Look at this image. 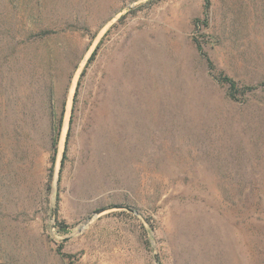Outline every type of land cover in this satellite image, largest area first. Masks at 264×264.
<instances>
[{
  "label": "rangeland",
  "instance_id": "obj_1",
  "mask_svg": "<svg viewBox=\"0 0 264 264\" xmlns=\"http://www.w3.org/2000/svg\"><path fill=\"white\" fill-rule=\"evenodd\" d=\"M0 264H264V0H0Z\"/></svg>",
  "mask_w": 264,
  "mask_h": 264
},
{
  "label": "trees",
  "instance_id": "obj_2",
  "mask_svg": "<svg viewBox=\"0 0 264 264\" xmlns=\"http://www.w3.org/2000/svg\"><path fill=\"white\" fill-rule=\"evenodd\" d=\"M204 2H205V8H207L209 6V0H204ZM93 55H94V52L92 53V55H91V57L89 58L88 61L91 60ZM221 81L228 85V89H229V91L231 93V95H230L231 97H234V95H236L237 93H242L244 91V89H245V88H242V89L237 88L236 84L229 78L222 77ZM63 158H64V154H63ZM62 162L63 161H61V165H62Z\"/></svg>",
  "mask_w": 264,
  "mask_h": 264
}]
</instances>
